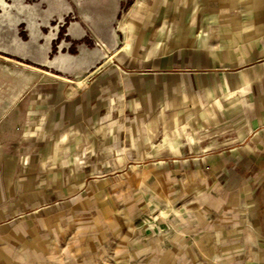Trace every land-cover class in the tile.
Instances as JSON below:
<instances>
[{
	"label": "rangeland",
	"instance_id": "374dc122",
	"mask_svg": "<svg viewBox=\"0 0 264 264\" xmlns=\"http://www.w3.org/2000/svg\"><path fill=\"white\" fill-rule=\"evenodd\" d=\"M1 2L46 19L75 115L76 172L39 177L42 205L14 221L48 225L12 264L249 263V229L210 206L231 184L194 163L243 143V108L264 105V0Z\"/></svg>",
	"mask_w": 264,
	"mask_h": 264
},
{
	"label": "crops",
	"instance_id": "0c3cea01",
	"mask_svg": "<svg viewBox=\"0 0 264 264\" xmlns=\"http://www.w3.org/2000/svg\"><path fill=\"white\" fill-rule=\"evenodd\" d=\"M13 11L0 10V264H12L11 259L20 256L33 257L29 253L35 239L33 225H48L45 219L14 221L20 209L42 205L39 177L76 172V162L71 164L73 129L68 130L75 115L71 103L64 100L73 91L65 88V80L56 88L53 78L55 71L71 75L70 59L67 55L53 59L54 40L44 32L45 18L36 23L29 9ZM57 100L63 101L57 104ZM236 113L227 109L222 114ZM243 113L244 142L203 154L194 164L207 168L213 178L229 181L230 192L221 191L209 199L210 206L218 213L232 212L236 227L249 229L245 241L250 262L246 264H264V105L257 102L244 107ZM61 159L65 163L59 170ZM56 163L58 169H54ZM238 164L248 168L245 176L236 171ZM231 167L236 170L230 171Z\"/></svg>",
	"mask_w": 264,
	"mask_h": 264
}]
</instances>
